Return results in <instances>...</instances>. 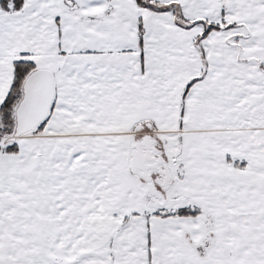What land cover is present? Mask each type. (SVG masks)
Segmentation results:
<instances>
[{"label": "snow or ice", "instance_id": "snow-or-ice-1", "mask_svg": "<svg viewBox=\"0 0 264 264\" xmlns=\"http://www.w3.org/2000/svg\"><path fill=\"white\" fill-rule=\"evenodd\" d=\"M0 264H264V0H0Z\"/></svg>", "mask_w": 264, "mask_h": 264}]
</instances>
